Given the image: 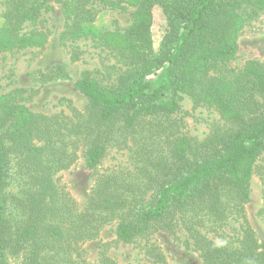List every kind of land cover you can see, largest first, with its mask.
<instances>
[{
	"label": "trees",
	"instance_id": "16d2710c",
	"mask_svg": "<svg viewBox=\"0 0 264 264\" xmlns=\"http://www.w3.org/2000/svg\"><path fill=\"white\" fill-rule=\"evenodd\" d=\"M51 2L65 17L63 43L90 40L127 70L110 86L83 74L75 89L87 104L68 114L34 112L24 88L1 95L0 264H81L82 245L115 222L116 242L140 247L147 264L165 263L153 241L160 233L203 264H264L247 213L253 176L264 181V60L228 66L264 0H8L0 54L46 47L49 36L36 26ZM156 5L169 18L157 53ZM105 8H134L131 24L98 26ZM183 95L223 125L191 137L178 117ZM112 150L127 161L98 174L80 208L57 175L81 156L95 172ZM100 263L118 264L105 251Z\"/></svg>",
	"mask_w": 264,
	"mask_h": 264
},
{
	"label": "rangeland",
	"instance_id": "374dc122",
	"mask_svg": "<svg viewBox=\"0 0 264 264\" xmlns=\"http://www.w3.org/2000/svg\"><path fill=\"white\" fill-rule=\"evenodd\" d=\"M7 1L0 0V13L5 10ZM51 5L53 10L45 12L36 26L49 36L44 49L27 48L0 54V97L15 88H24L28 90L24 95V104L34 112L68 114L70 105L83 110L87 104L86 98L75 89V82L83 74L89 73L91 78L110 86L126 72L127 67L118 61L115 53L94 46L90 40L63 43L60 34L65 27V17L59 4L51 2ZM133 11L134 8L127 11L105 8L95 22L105 29H123L131 24ZM153 14L152 32L154 51L157 53L169 26V18L160 5L153 8ZM239 45L237 58L228 64L230 68H240L248 60H264V13L248 22L240 34ZM74 50L81 53L78 59L73 58ZM180 105L182 110L178 117L183 119L185 131L197 140H204L215 126L224 123L215 110L195 108L186 95H183ZM126 161V154L112 150L93 172L86 168L85 159L81 156L69 170L60 172L56 178L82 208L87 203L98 174ZM247 213L250 224L264 244V181L258 174L252 178L251 202L247 205ZM116 227L117 222L105 227L99 239L82 245L81 264H101L102 251L118 264H147L149 259L140 247L116 242ZM153 241L165 256L164 264H203L196 252L167 234H157ZM9 264L20 262L12 258Z\"/></svg>",
	"mask_w": 264,
	"mask_h": 264
}]
</instances>
